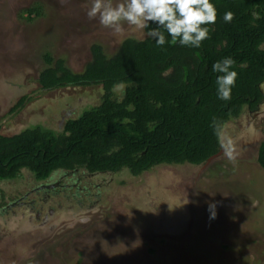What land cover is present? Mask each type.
<instances>
[{
	"label": "rangeland",
	"instance_id": "1",
	"mask_svg": "<svg viewBox=\"0 0 264 264\" xmlns=\"http://www.w3.org/2000/svg\"><path fill=\"white\" fill-rule=\"evenodd\" d=\"M36 1L44 13L31 21L20 18L19 11ZM90 3L0 0L2 134L42 122L58 129L66 118L99 104L101 85L67 86L43 91L8 114L22 94L38 87L45 50L79 72L92 57V43L112 55L125 38L146 37L145 30L126 23L121 33H114L90 21ZM261 88L264 93V83ZM223 127L237 147L234 162L221 153L205 167L158 165L139 177L129 174L120 184L85 175L78 183V198L97 192V184L105 186L97 211L81 218L72 210L36 219L22 209L7 214L9 218L0 211V264H264V169L257 162L264 140V99L256 110L247 109ZM71 175L66 177L74 181ZM1 185L12 198L13 191L24 190ZM209 202L217 205L215 219L209 218Z\"/></svg>",
	"mask_w": 264,
	"mask_h": 264
},
{
	"label": "trees",
	"instance_id": "2",
	"mask_svg": "<svg viewBox=\"0 0 264 264\" xmlns=\"http://www.w3.org/2000/svg\"><path fill=\"white\" fill-rule=\"evenodd\" d=\"M211 2L216 23L206 25L209 36L199 48L171 42L166 32L169 43L164 46L147 36L127 37L112 55L94 42L92 57L79 72L45 50L38 87L22 94L8 114L47 90L101 85L103 95L99 104L66 118L58 129L41 121L12 135L0 132V208L12 198L3 183L25 191L55 171H66L67 176L77 169L86 178L98 173L101 179L113 178L120 184L129 174L139 177L158 165L205 164L217 153L213 122L224 126L247 109L256 110L264 99V0ZM228 11L233 19L225 23L223 15ZM43 13L37 2L20 10L19 16L31 21ZM225 57L234 59L238 74L229 101L217 98L219 74L211 70ZM120 86L123 89L115 91ZM257 162L264 169V140ZM19 189L10 192L12 201L23 193Z\"/></svg>",
	"mask_w": 264,
	"mask_h": 264
},
{
	"label": "clouds",
	"instance_id": "3",
	"mask_svg": "<svg viewBox=\"0 0 264 264\" xmlns=\"http://www.w3.org/2000/svg\"><path fill=\"white\" fill-rule=\"evenodd\" d=\"M253 15L256 16L255 13ZM86 16L114 33H121L125 23L139 30L148 29L146 36L153 39L157 46L169 43L164 35L166 32L171 42L193 48H199L208 38L210 29L206 25L215 24L217 19L216 7L211 0H116L115 3L114 0H91ZM232 19L231 11L224 13L225 23ZM150 24L155 27L150 28ZM234 64L231 57L212 64L211 70L219 74L216 77V93L220 100H231L238 75L233 70ZM212 129L222 155L229 162H234L238 153L233 138L220 124L213 122ZM216 207L214 202L208 203L210 219L216 218Z\"/></svg>",
	"mask_w": 264,
	"mask_h": 264
},
{
	"label": "flooded vegetation",
	"instance_id": "4",
	"mask_svg": "<svg viewBox=\"0 0 264 264\" xmlns=\"http://www.w3.org/2000/svg\"><path fill=\"white\" fill-rule=\"evenodd\" d=\"M67 112L70 113L73 111L68 110ZM61 125L62 122H60L59 127ZM65 172L66 171H55L45 181L37 182L34 186L26 189L25 191L23 190V193L19 194L13 201L10 200L5 202L6 204L0 208V211H2L8 217L7 214H14L17 212V210L20 211L22 209L30 215L31 219L48 218L51 214H55L56 210H72V212L79 215L80 218L89 212H96L98 204L100 205L99 194L104 189L105 184H97V192L94 193L87 190L88 193L85 192L82 194L84 197L78 198V189L80 188L78 187V183H80V180L86 174L82 173L83 171L80 172L77 169L71 170L69 172H71L72 175H75L76 177L73 182H70L68 177L65 176ZM97 174L90 173L87 175L97 176ZM40 186H42V188H39ZM96 196L98 198H95ZM0 216L4 217L3 214H0Z\"/></svg>",
	"mask_w": 264,
	"mask_h": 264
},
{
	"label": "water",
	"instance_id": "5",
	"mask_svg": "<svg viewBox=\"0 0 264 264\" xmlns=\"http://www.w3.org/2000/svg\"><path fill=\"white\" fill-rule=\"evenodd\" d=\"M221 153H222V152H221V149H220L217 153H215V154L211 155L210 157H208L207 160L205 161V164H203V167H205V166L207 165V163L209 164L213 159H215V158H216L217 156H219ZM43 187H44V186H43ZM39 188H42V186H40Z\"/></svg>",
	"mask_w": 264,
	"mask_h": 264
}]
</instances>
